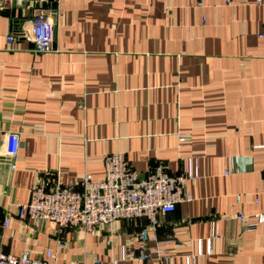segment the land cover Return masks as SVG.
Returning a JSON list of instances; mask_svg holds the SVG:
<instances>
[{"label": "crops", "instance_id": "crops-1", "mask_svg": "<svg viewBox=\"0 0 264 264\" xmlns=\"http://www.w3.org/2000/svg\"><path fill=\"white\" fill-rule=\"evenodd\" d=\"M256 1L42 0L38 8L0 0V252L42 257L51 248L55 264H111L125 246L123 264H162L158 254L138 257L146 215L95 232L16 215L41 178H102L104 154L120 150L141 172L163 161L178 173L185 156L199 158L200 176L186 185L192 198L157 214L151 248L169 240L173 264L188 256L264 264V224L247 230L236 216L264 211V6ZM39 9L57 13L47 52L13 32L15 18L30 31ZM179 131L190 140L179 144Z\"/></svg>", "mask_w": 264, "mask_h": 264}, {"label": "built area", "instance_id": "built-area-1", "mask_svg": "<svg viewBox=\"0 0 264 264\" xmlns=\"http://www.w3.org/2000/svg\"><path fill=\"white\" fill-rule=\"evenodd\" d=\"M41 1L15 0L20 7L30 4L35 7ZM256 2L264 6V0ZM24 34L34 41L37 51H51L56 36V23L49 14H35L30 31L24 29ZM260 35L264 36V33ZM15 38L14 33L8 34L9 41ZM177 134L179 144H184L191 138L189 132L179 131ZM104 161L105 176L99 179H94L89 171L78 182L65 183L58 175L41 178L32 188L29 199L16 204V215L20 218L54 220L62 227L89 232H95L103 225L111 227L120 218L133 221L146 215L152 223L139 232L138 257L145 259L158 254L163 258L162 264H173V256L168 253L170 241L159 239L156 247L151 248L148 242L154 236L149 230L156 224L159 212H171L177 208L178 203L192 198L186 185L189 179L200 176L199 158L185 156L183 169L178 173L168 171L163 161L149 167L146 172H141L133 167L125 152L120 150L104 154ZM12 166L15 167L16 163ZM231 171V167L225 170L226 173ZM237 198L240 201L242 195L238 194ZM258 201L259 198L256 197V202ZM236 216L247 230L258 229L264 224V211L249 214L240 209ZM10 221L11 216L7 215L4 225L7 226ZM211 240L212 237L210 249ZM199 243V252H202V240ZM125 251L126 247L123 246L122 257L113 258L111 264H123L121 259L126 256ZM53 253L51 248H47L42 257H32L28 251L21 254L0 252V264H55L51 261ZM96 263L101 264L99 259H96ZM70 264L76 262L71 261ZM187 264H196L195 256H188Z\"/></svg>", "mask_w": 264, "mask_h": 264}, {"label": "water", "instance_id": "water-1", "mask_svg": "<svg viewBox=\"0 0 264 264\" xmlns=\"http://www.w3.org/2000/svg\"><path fill=\"white\" fill-rule=\"evenodd\" d=\"M36 6L39 8L38 3ZM41 13H44V14L53 13L54 21H55L56 26H57V13L56 12H51V10H49V9H39L38 11H36V14H41ZM23 24H24V20L22 18H15L13 21V32L16 35H19V37L21 39L26 38V36L24 34V30H23Z\"/></svg>", "mask_w": 264, "mask_h": 264}]
</instances>
